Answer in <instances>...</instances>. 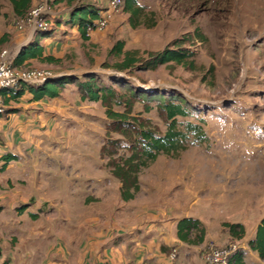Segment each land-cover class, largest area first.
<instances>
[{"label": "rangeland", "instance_id": "1", "mask_svg": "<svg viewBox=\"0 0 264 264\" xmlns=\"http://www.w3.org/2000/svg\"><path fill=\"white\" fill-rule=\"evenodd\" d=\"M56 1L34 0L31 10L38 9L39 20L55 27L53 36L43 41L56 44L63 62L32 60L24 69L56 73L53 67L58 66L80 75L99 72L104 84L125 96L141 88L183 102L191 110V115L178 118L183 125L204 119L205 142H191L176 155L160 154L141 171L140 190L130 206H122L129 209L127 213L133 211L131 220L140 212L145 218H199L207 240L197 246H175L179 264H208L202 254L211 244L249 247L248 240L264 217V0H137L145 8L140 25L133 26L123 4L111 11L103 34L91 40L74 37V29L64 22L73 5ZM77 1L100 4L102 9L110 6V0ZM0 5V34L10 33L3 50L12 58L39 27L16 17L9 0H0ZM58 21L64 22L60 28L55 26ZM120 40L144 58L182 43L194 51V66L171 63L155 70L117 73L102 64L111 66L122 59L109 54ZM114 73L123 76V85L112 79ZM29 102L27 94L21 101L5 104L17 113L0 118L1 152L18 156L0 172V264L7 259L13 264H54L55 260L67 264L69 257L57 255L55 247L65 244L75 251L84 232L81 223L99 216L84 205L89 185L104 190L111 179V204L105 199L101 210H107L104 216L110 223H119L112 220L118 208L113 194L122 183L106 164L112 157L102 156V145L116 142L126 147L136 141L132 134L121 132L126 126L108 115L107 105L83 99L76 83L53 101L44 98L33 104L32 110L43 111L49 104L56 106L54 112L45 111L35 120L23 114ZM153 103H135L129 111V131L140 122L165 132L164 114ZM148 106L152 108L147 110ZM111 107L128 111L124 105ZM128 153L122 148L113 157ZM224 222L243 223L245 237L232 239ZM162 228L166 234L174 231L167 224ZM146 231L141 241L151 235L152 227ZM247 254L248 250V264H264L258 254Z\"/></svg>", "mask_w": 264, "mask_h": 264}, {"label": "trees", "instance_id": "2", "mask_svg": "<svg viewBox=\"0 0 264 264\" xmlns=\"http://www.w3.org/2000/svg\"><path fill=\"white\" fill-rule=\"evenodd\" d=\"M14 15L22 20L27 19L32 8V0H9ZM57 0L56 2H60ZM73 5L70 17L66 22L76 25L84 40H89V29H94L97 20L101 15V9L91 3L76 2L77 0H62ZM124 9L130 13V20L133 26L141 24L140 17L144 14L145 8L140 5L137 0H125ZM2 14L0 5V15ZM62 22H58L55 26H60ZM153 24V23H152ZM55 31V27L39 28L35 37L12 58V65L23 68L30 59L38 58L39 60L49 63H60L61 59L53 55H44V45L41 38L49 37ZM10 42V33L5 32L0 36V53L4 47ZM125 41H117L109 50L110 55H114L121 60L115 61L111 66L108 63L102 65L106 68H112L117 73L126 72L132 74L135 69L138 70H155L161 65H170L176 63L179 65L194 66L195 53L189 47L175 42L168 45L164 49L151 52L147 58L139 55L137 50H127ZM100 73L95 71L85 72L84 74L69 73L64 75H54L47 81L39 84L22 83L18 87L7 88L2 90L5 104L11 101L20 100L26 93L32 94V100H41L44 98H58L62 91L70 84L76 83L82 93V98L94 102L101 101L107 105L108 115L115 121L126 126L123 129L124 135L132 134L135 137L134 143L124 147L122 143H107L102 145V156H108L110 160L108 167L111 173L122 183L121 195L124 200L134 199L140 190L139 174L144 168L153 163L160 154L176 155L180 151L185 150L191 142H205L207 133L204 128V119L200 122L188 121L184 125L179 121V117H187L191 115V110L183 102L170 100L164 94L157 92L145 91L141 88L133 90L130 87L131 96H125L112 85H106L100 78ZM112 79L123 85V76L116 73L111 75ZM142 101L144 106L152 104L164 114L166 119V130L160 131L137 123L134 131H129V111L133 109L136 102ZM112 105H124L128 111H115ZM152 107H147L150 110ZM17 109H6L4 113H0V118L8 113L15 112ZM122 148L129 150L127 155H121L118 158L116 152ZM115 150V151H114ZM11 157V158H10ZM18 158L12 153L0 155V172L6 171L11 161ZM25 207L22 206L21 208ZM20 209V208H19ZM37 217V214H33ZM224 227L228 230L232 239L242 240L246 235V228L241 222H224ZM176 234L178 239L187 245H200L207 239V230L203 222L196 217L188 216L180 218L176 225ZM248 246L257 252L261 259H264V217L258 224L255 236L248 240ZM246 249L239 248L233 255L230 264H247ZM4 264H13L10 259L4 261Z\"/></svg>", "mask_w": 264, "mask_h": 264}, {"label": "crops", "instance_id": "3", "mask_svg": "<svg viewBox=\"0 0 264 264\" xmlns=\"http://www.w3.org/2000/svg\"><path fill=\"white\" fill-rule=\"evenodd\" d=\"M33 1L34 0H32V6H33ZM93 5L100 8L101 10L103 8L102 6H99L100 4L99 5L93 4ZM69 17L70 14L67 18H65L64 22H66ZM64 22H62L60 26L64 25ZM67 23L70 24L74 29L75 31V33H73L74 37L83 39L78 30V27L76 25L75 26L72 25L69 22ZM60 26L57 25V28H60ZM4 33L0 34V36H2ZM53 34L46 38L52 37ZM102 34L103 31L93 30L89 34V40H91L94 36L97 35L100 36ZM44 39L45 38L41 40V43L44 45V55L45 56L53 55L54 57L61 59L60 63H53V64H61L63 62V55L61 51L58 52L56 50V44H53L52 42L46 43L45 41H43ZM31 40L32 39H30L29 42ZM29 42H25V43L23 42L21 48L24 45L28 44ZM20 49L15 53V55L20 51ZM32 60H39V59L38 58L30 59L27 61V65ZM53 68L58 69L56 75L75 73V71L73 70H64L62 68L59 69L58 66ZM27 94L30 93H26L18 101H21L25 96H27ZM32 97H33L32 94H30V102L25 106V109H27L28 111L26 112L23 111V114L26 117H28V119L35 120L36 118L40 117V114L45 113V111L54 112L53 110L54 108H56V106L50 104L48 105V108L45 109V111H43V109L41 108L39 110H32L33 107L31 106L33 104L42 103L43 100V99L32 100ZM55 99L57 98L51 100L53 101ZM59 108L60 106L58 107V109ZM8 109H13V107H10ZM56 110L57 109H55V111ZM12 113H17V112H11V114ZM11 114L10 113L7 114L8 115L7 119H9L8 117L12 118ZM3 117H6V115ZM38 126L40 125L39 124L35 125V127ZM1 144L2 143H0V145ZM0 155H2L1 148H0ZM11 166H12V162L11 164H9V167L7 169H9ZM108 181L106 184L107 189L104 190L103 189L98 190L93 185L88 186V192H87L88 194L83 199L84 205L86 209H89L91 212H93L94 214H98L99 216H97L94 219L85 221V223L83 224L81 223L82 225L81 228L84 229V232L82 234V239L77 242L78 247L75 251L71 250L70 248H67L65 244H62L61 247H57V248L55 247V251L57 250L56 252L57 255H63L66 257L68 256L70 261H67L68 262L67 264H167L168 253L170 252V250L175 246L183 245V244L185 245V243L181 242L178 239L176 234V225H177V221L180 218L170 217L169 220L166 219L165 216L164 217L161 216V218L158 219L154 217L145 218L144 212H140L137 214L138 216L136 217V219H133V221L137 219L138 220L136 222H133L131 220L133 214L131 212L133 211L130 210V212L127 213L128 212L127 210L129 209H125L126 207H122V206L123 205L130 206V204H132V201L134 199L128 201L121 199L122 197H121L120 187L122 184L119 181L121 185H119V183L117 185L118 186L117 195L116 192L113 194L114 200L118 202L116 205L118 208L115 209V212H113L114 215L112 217V220L114 221L119 220V223H115V222H114L115 224L110 223L107 218L108 216L106 213L107 210H101L103 209V207H105L104 203L106 200L108 202L107 204H111V201L109 200L110 198L109 196L112 193H110L111 191L108 186L112 185V183H111V179H108ZM117 213L120 214V217L115 216ZM104 215L107 216L105 217ZM124 215H129V218L127 217L128 218L127 219ZM142 219L144 220L142 221ZM164 224H167L169 228L171 227L174 228L172 234L170 232L167 234L163 232L162 227L164 226ZM150 227H152L153 230L150 232L151 235L147 237L144 241H141L144 238V235L145 234L147 235V233H149L146 230L149 229ZM135 231L136 233H134ZM129 243L130 245H128ZM78 248L82 250H79ZM245 249L248 250L247 255H253V256L257 255V252L253 251L249 247L245 246ZM245 259L248 264V259L247 258ZM54 264H63V263L60 260H55Z\"/></svg>", "mask_w": 264, "mask_h": 264}, {"label": "built area", "instance_id": "4", "mask_svg": "<svg viewBox=\"0 0 264 264\" xmlns=\"http://www.w3.org/2000/svg\"><path fill=\"white\" fill-rule=\"evenodd\" d=\"M124 3L125 0H110V6L107 9H102L100 11L101 15L97 20L96 26L94 29H89V34L93 30L103 31L106 29L112 18L111 11H117ZM39 14L40 11L38 9L31 10L27 19L22 21L32 23L39 28L49 27V24L43 23L39 20ZM22 26L23 24H20V27ZM12 58L9 56V53L6 50H3L0 53V113H4L6 111L2 90L18 87L22 83L39 84L56 75L55 72L50 70L24 69L15 67L12 65ZM238 249L239 248L236 244H231L229 246H216L211 244L209 248L203 252L202 258L208 264H230L232 255ZM167 264H179L177 248L173 247L168 253Z\"/></svg>", "mask_w": 264, "mask_h": 264}]
</instances>
